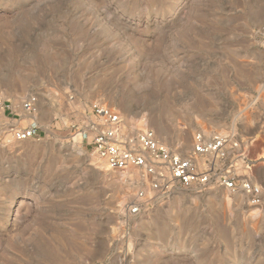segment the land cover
Listing matches in <instances>:
<instances>
[{
	"label": "rangeland",
	"instance_id": "rangeland-1",
	"mask_svg": "<svg viewBox=\"0 0 264 264\" xmlns=\"http://www.w3.org/2000/svg\"><path fill=\"white\" fill-rule=\"evenodd\" d=\"M31 94L41 140L0 111V264H264V0H0V97ZM94 103L184 149L256 140L258 203L111 170L77 136Z\"/></svg>",
	"mask_w": 264,
	"mask_h": 264
},
{
	"label": "built area",
	"instance_id": "built-area-1",
	"mask_svg": "<svg viewBox=\"0 0 264 264\" xmlns=\"http://www.w3.org/2000/svg\"><path fill=\"white\" fill-rule=\"evenodd\" d=\"M40 102L29 95L19 107L0 97V111L14 120L10 132L17 141L42 139V130L35 119ZM78 125L82 143L104 160L113 171H124L139 184L157 195L166 196L175 188H225L234 193L255 195L251 167L254 160L249 150L250 140L235 131L199 132L192 145L184 149L163 141L154 130L135 132L122 115L109 106L94 103ZM28 118L32 122L20 127L17 122ZM16 121V122H15ZM136 201L126 206L130 215L141 213L148 197L138 190Z\"/></svg>",
	"mask_w": 264,
	"mask_h": 264
},
{
	"label": "bare ground",
	"instance_id": "bare-ground-1",
	"mask_svg": "<svg viewBox=\"0 0 264 264\" xmlns=\"http://www.w3.org/2000/svg\"><path fill=\"white\" fill-rule=\"evenodd\" d=\"M78 137H80V135L78 134L77 135ZM256 140H253L251 143H250V146H249V150H250V153H251V151L254 149V151L256 150ZM252 153H253V151H252ZM255 161V160H254ZM256 162V161H255ZM255 166V165H254ZM124 175V174H123ZM127 178V177H126ZM243 198V197H242ZM241 197H239L236 201L238 202V203H240V202H242L241 200H243Z\"/></svg>",
	"mask_w": 264,
	"mask_h": 264
}]
</instances>
